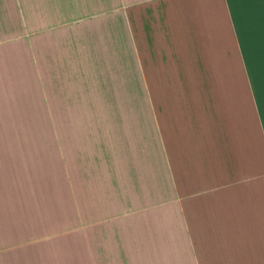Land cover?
<instances>
[{
	"label": "crops",
	"instance_id": "obj_1",
	"mask_svg": "<svg viewBox=\"0 0 264 264\" xmlns=\"http://www.w3.org/2000/svg\"><path fill=\"white\" fill-rule=\"evenodd\" d=\"M25 69L37 80L44 71L59 96L61 86L104 103L105 119L83 118L78 139L64 107L80 185L102 184L120 204L80 226L92 230L95 264H264V0H0V96H24ZM10 108L11 127L23 126L22 104ZM125 119L142 124L147 173L118 162ZM7 142L0 135V264H46L39 245L53 236L41 239L37 223L53 224L56 177L23 186L40 174L39 146L23 157ZM62 211L70 230L65 199Z\"/></svg>",
	"mask_w": 264,
	"mask_h": 264
},
{
	"label": "rangeland",
	"instance_id": "obj_2",
	"mask_svg": "<svg viewBox=\"0 0 264 264\" xmlns=\"http://www.w3.org/2000/svg\"><path fill=\"white\" fill-rule=\"evenodd\" d=\"M24 50L25 59L28 60V49L26 45ZM24 72V79H28V81H25L23 89L24 96H0V135L7 137L8 151H17L21 153L23 157L25 155L29 156L33 151H37L36 143L39 146L38 153L41 157V160L39 161L40 174H37L35 170L33 173V179L26 181L25 184L23 182V186L28 187L30 185L37 188L41 183H48V180L51 177L53 181L56 177V183H50L49 185L55 186L56 188L55 212H50L49 215L53 224L48 227L46 222L41 219L37 223L41 239H44L46 235L53 236L48 240L46 239L40 241L39 250L41 257L42 252L44 253L47 251L45 252L48 254L46 264H95L96 257L94 255L95 251L94 241L92 240V230L81 229L80 226L81 224L115 213L120 209V204L116 200L115 196L108 193L102 184L87 183L84 184L83 187L80 185L78 171V164H80V160L73 155V152L78 154L79 147H76L77 144H72L71 141H73V138L68 136L69 128L66 127L67 122L65 121L66 112L64 107L67 106L65 99H68L67 101H69L68 103L71 107L70 114L73 121L78 124L74 132L76 135L75 138L78 139L84 134V130L80 127V122L83 118L86 119L88 123L92 121L97 124L99 119H105L103 113L106 114V112H100V109L104 108V103L100 97L96 98L95 94L91 91H86V93L78 95L76 90L72 92L65 91L61 88V86H59L58 90H60L63 95L59 96L57 94L58 84L56 83V87H49L44 71H41L39 80H37V78H32L29 70L25 69ZM31 81L34 84L33 88ZM111 82L113 83V81ZM113 91L117 96L119 93L118 84H113ZM10 99L14 109L18 110L21 104L22 107H24L22 119L25 121L21 123L24 124L21 127H11L14 122L10 120V118H12ZM31 105L36 108L33 117L31 114ZM80 106H82L83 109L81 111L78 110ZM6 115H8V120L5 117ZM50 118L54 121V129L49 126V120H51ZM27 123L31 126L26 125ZM121 125L122 128L128 130V132L126 136L124 135L125 139L121 138V141L124 142L119 147L120 159L118 162H120L124 167L130 159H134L141 170L147 173L148 170H145L143 163L140 162L138 158V148L141 144L143 135L142 124H138L135 120L133 122H127L125 119ZM105 129L107 136L111 134L110 130L113 131L112 128ZM96 131H98V127L88 128V132L92 135ZM106 134H104L105 141ZM18 141L22 142L18 143ZM107 144L110 147L112 146L108 140ZM92 147L93 145L91 144H85V154ZM48 151L51 157L50 168L54 176H52L50 172L47 174L46 159L42 156V154L46 155ZM22 162L25 165L29 164L27 163L26 158H24ZM36 164L37 163H35V165ZM64 170L65 172H63ZM24 174L27 176V170L24 171ZM65 180H67L69 185L71 182L74 183L73 186L71 185L72 193L59 191V185ZM64 199L66 205H70L73 210V216L70 219L67 218V225L70 226V230L66 231L63 227L62 205L64 203ZM58 225H62V232L58 235H53L58 231ZM107 232L109 235L106 240L102 241L103 246L110 252L115 251V244L111 237V230L109 227L107 228ZM121 233L123 236L124 246L126 250H128V231L126 229H122ZM116 260L117 257L114 256L110 264H119Z\"/></svg>",
	"mask_w": 264,
	"mask_h": 264
}]
</instances>
